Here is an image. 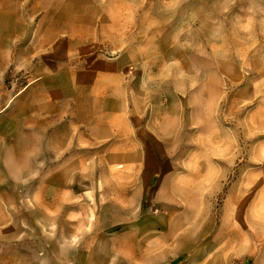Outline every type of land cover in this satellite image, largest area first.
Wrapping results in <instances>:
<instances>
[{
    "label": "rangeland",
    "instance_id": "rangeland-1",
    "mask_svg": "<svg viewBox=\"0 0 264 264\" xmlns=\"http://www.w3.org/2000/svg\"><path fill=\"white\" fill-rule=\"evenodd\" d=\"M222 249L264 264V0H0V264Z\"/></svg>",
    "mask_w": 264,
    "mask_h": 264
},
{
    "label": "crops",
    "instance_id": "crops-1",
    "mask_svg": "<svg viewBox=\"0 0 264 264\" xmlns=\"http://www.w3.org/2000/svg\"><path fill=\"white\" fill-rule=\"evenodd\" d=\"M32 92L36 93L37 91L32 90ZM16 105L18 106V110L20 111V114H19L20 122L24 125L28 124V127H29L28 134L36 135V132H37V118H36V112H35L36 109L32 108L30 105H27V104L20 103ZM23 133H25V131ZM21 134L22 132H20V135L15 145L18 147L19 150H22L23 152L26 148H28L30 150L29 153H32L35 156L36 151L32 150L35 148V139L31 140V138L29 137L28 144H27L25 141V136H22ZM26 144L29 146L27 147ZM25 158L26 157L24 156L21 160H24ZM27 158L31 160L33 159V156L30 154L29 157ZM50 174H51V171H50ZM6 251L4 252V254L8 253V250ZM206 255L207 253L205 252L204 253L194 252L193 254L191 253L189 257V261L180 263V264H229L228 252L226 250L224 251L222 249L219 252L213 254L211 257H207Z\"/></svg>",
    "mask_w": 264,
    "mask_h": 264
}]
</instances>
